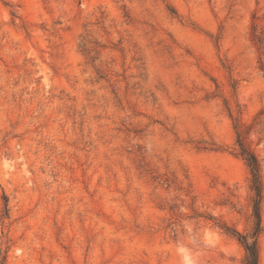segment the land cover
<instances>
[{
  "label": "rangeland",
  "instance_id": "obj_1",
  "mask_svg": "<svg viewBox=\"0 0 264 264\" xmlns=\"http://www.w3.org/2000/svg\"><path fill=\"white\" fill-rule=\"evenodd\" d=\"M253 16L264 0H0L4 264H179L185 221L219 235L201 264H243L207 218L252 225L234 118L262 166L264 264Z\"/></svg>",
  "mask_w": 264,
  "mask_h": 264
},
{
  "label": "trees",
  "instance_id": "obj_2",
  "mask_svg": "<svg viewBox=\"0 0 264 264\" xmlns=\"http://www.w3.org/2000/svg\"><path fill=\"white\" fill-rule=\"evenodd\" d=\"M173 13L174 11L171 10ZM256 16L252 17L250 24V40L259 52V68L264 70V24L260 26L255 22ZM264 72V71H263ZM233 129L235 133L234 140V153L240 157L249 171V188L252 192L251 195V217L252 225L247 233H242L227 224L226 222L219 220L213 216L207 218L212 220L213 223L220 228L227 235L235 238L244 250L243 264H260L259 263V245L258 236L261 233V201L263 197V185L261 170L262 166L257 155L250 147L248 142V134L250 127L238 118L233 119ZM3 209L1 213V219L7 217V198L3 194ZM6 259V247L0 248V264H4Z\"/></svg>",
  "mask_w": 264,
  "mask_h": 264
},
{
  "label": "clouds",
  "instance_id": "obj_3",
  "mask_svg": "<svg viewBox=\"0 0 264 264\" xmlns=\"http://www.w3.org/2000/svg\"><path fill=\"white\" fill-rule=\"evenodd\" d=\"M218 242L219 235L214 229L201 228L185 221L182 224V239L176 245L179 264H201L202 249L214 248Z\"/></svg>",
  "mask_w": 264,
  "mask_h": 264
}]
</instances>
